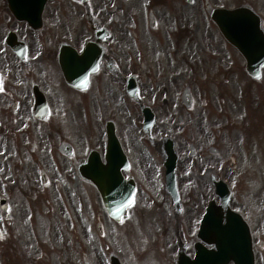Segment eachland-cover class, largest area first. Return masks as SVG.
I'll list each match as a JSON object with an SVG mask.
<instances>
[{"label": "flooded vegetation", "instance_id": "1", "mask_svg": "<svg viewBox=\"0 0 264 264\" xmlns=\"http://www.w3.org/2000/svg\"><path fill=\"white\" fill-rule=\"evenodd\" d=\"M218 7L232 0H49L41 26L0 0V264H134L139 250L138 264H208L225 233L245 247V108L264 107V83L248 84L264 82V52L257 79Z\"/></svg>", "mask_w": 264, "mask_h": 264}, {"label": "rangeland", "instance_id": "2", "mask_svg": "<svg viewBox=\"0 0 264 264\" xmlns=\"http://www.w3.org/2000/svg\"><path fill=\"white\" fill-rule=\"evenodd\" d=\"M244 2L252 5L264 16V0H232V5L236 7ZM262 83L264 82L256 81L248 84L253 86V90L255 88L263 91ZM251 94L253 96V91ZM63 105L65 106V103ZM253 111L254 115L249 116L245 108V124L248 123V126H245V134H248V136H245V178H248L245 181V217L250 221L253 229L257 264H264V245L262 244L264 243V133H262L264 132V120H261L264 117V107ZM68 113H66L65 109L61 112L58 107V121H71L72 113ZM256 118L259 119V122L254 124ZM60 126L66 128V125ZM258 126L262 128L259 129ZM121 229H124V227H119L113 222L106 224L107 239L114 247L117 246L119 240L121 243H126L128 240L125 232H122ZM97 233V229L91 226L89 238L91 245H93L92 253L94 255H96ZM137 244L140 245L139 243ZM127 247L130 248L128 243ZM124 253H127L128 257L130 256L126 249ZM143 254H146V252L139 250L138 257L140 258ZM131 256L134 264H138V257L134 254H131ZM149 260L150 258H146L140 264H148ZM100 263L104 264V261Z\"/></svg>", "mask_w": 264, "mask_h": 264}, {"label": "water", "instance_id": "3", "mask_svg": "<svg viewBox=\"0 0 264 264\" xmlns=\"http://www.w3.org/2000/svg\"><path fill=\"white\" fill-rule=\"evenodd\" d=\"M44 3L45 0H10V6L12 10L18 16L27 19L40 16L43 10ZM254 13L255 12L252 9L249 10L247 7H240L233 10L223 9L219 12V17L220 19H222V21H219V24L227 37L242 51L244 50L245 42V54L247 55L250 64L253 63L256 54L258 55L264 52V39L259 35V33L262 34V31L259 28H253V24L251 23V21H248V18L251 19L253 17H257V14ZM256 25L259 26L258 23ZM261 58H263L261 64H264V57ZM114 143L115 145H117V142ZM175 160L176 158L174 159V165ZM102 190L105 194L106 201L109 204L108 210L113 214L115 210L114 204L121 196L120 191L118 190L117 185H113L112 187L107 186L105 188L103 186ZM231 241L232 240L228 236L223 238L221 242L224 246L220 247L221 251L219 250L217 254L214 253L211 258L226 255L228 260L234 254L239 260L238 264H255V253L253 250L252 235L250 228L246 222L245 252L243 250H241V252L240 250H231L229 247H226Z\"/></svg>", "mask_w": 264, "mask_h": 264}]
</instances>
